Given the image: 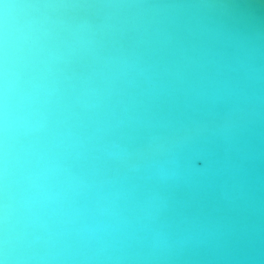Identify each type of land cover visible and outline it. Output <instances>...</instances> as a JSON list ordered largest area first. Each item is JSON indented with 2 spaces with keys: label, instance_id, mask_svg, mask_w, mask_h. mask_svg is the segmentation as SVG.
<instances>
[{
  "label": "water",
  "instance_id": "1",
  "mask_svg": "<svg viewBox=\"0 0 264 264\" xmlns=\"http://www.w3.org/2000/svg\"><path fill=\"white\" fill-rule=\"evenodd\" d=\"M0 264H264V0H0Z\"/></svg>",
  "mask_w": 264,
  "mask_h": 264
}]
</instances>
